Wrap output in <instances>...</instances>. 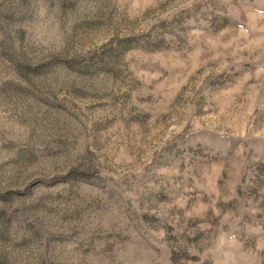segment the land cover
Segmentation results:
<instances>
[{"label": "rangeland", "instance_id": "obj_1", "mask_svg": "<svg viewBox=\"0 0 264 264\" xmlns=\"http://www.w3.org/2000/svg\"><path fill=\"white\" fill-rule=\"evenodd\" d=\"M0 264H264V0H0Z\"/></svg>", "mask_w": 264, "mask_h": 264}]
</instances>
